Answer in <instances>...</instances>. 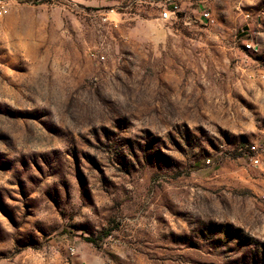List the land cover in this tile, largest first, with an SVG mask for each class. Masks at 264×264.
<instances>
[{"label": "rangeland", "instance_id": "374dc122", "mask_svg": "<svg viewBox=\"0 0 264 264\" xmlns=\"http://www.w3.org/2000/svg\"><path fill=\"white\" fill-rule=\"evenodd\" d=\"M170 1L0 0V264H264V0Z\"/></svg>", "mask_w": 264, "mask_h": 264}, {"label": "built area", "instance_id": "2783aa9c", "mask_svg": "<svg viewBox=\"0 0 264 264\" xmlns=\"http://www.w3.org/2000/svg\"><path fill=\"white\" fill-rule=\"evenodd\" d=\"M182 12V8L180 4L178 3V0H172L170 1V7L169 8H164L161 13L160 17L164 20H171V19H179L180 14ZM192 22L194 23H208L210 21V12L207 10L198 12L194 11L192 15L189 17ZM247 48H251V45H247ZM253 164L258 163L257 158H253ZM261 197L264 199V194L261 195Z\"/></svg>", "mask_w": 264, "mask_h": 264}]
</instances>
